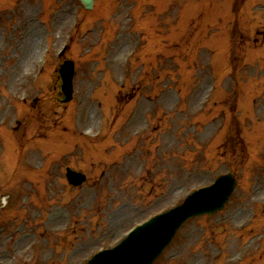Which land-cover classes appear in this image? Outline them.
<instances>
[{
  "label": "rangeland",
  "instance_id": "rangeland-1",
  "mask_svg": "<svg viewBox=\"0 0 264 264\" xmlns=\"http://www.w3.org/2000/svg\"><path fill=\"white\" fill-rule=\"evenodd\" d=\"M245 1L0 0V264L83 263L225 172L238 179L226 206L187 221L154 264H264V77L238 72L235 91L227 78L230 63H264V0ZM65 41L68 103L54 88Z\"/></svg>",
  "mask_w": 264,
  "mask_h": 264
},
{
  "label": "water",
  "instance_id": "water-1",
  "mask_svg": "<svg viewBox=\"0 0 264 264\" xmlns=\"http://www.w3.org/2000/svg\"><path fill=\"white\" fill-rule=\"evenodd\" d=\"M84 4L91 6L93 0H83ZM64 78L63 88L67 94V99L71 96L72 90V66L64 65L62 68ZM69 178L75 182H80L83 179L82 175H77L74 172L69 173ZM231 175L221 176L213 185L207 186L202 190L191 195L190 198L182 205L175 209L177 214L172 212L165 213L155 217L151 222L143 225L136 233L137 235H130L124 244L119 245L113 250H106L101 254L92 258L86 264H149L151 260L158 254V251L150 258V248L153 244L158 242L163 246L171 238L172 231L175 232L180 224L194 212H211L221 208L227 200L229 194L234 187V180ZM202 192V193H200ZM209 207V208H208ZM208 208V209H206ZM166 216V217H165ZM155 221V222H154ZM126 246L123 249V246ZM124 246V247H125ZM123 249V250H122Z\"/></svg>",
  "mask_w": 264,
  "mask_h": 264
},
{
  "label": "bare ground",
  "instance_id": "bare-ground-1",
  "mask_svg": "<svg viewBox=\"0 0 264 264\" xmlns=\"http://www.w3.org/2000/svg\"><path fill=\"white\" fill-rule=\"evenodd\" d=\"M230 180L232 181V179H231V178H230ZM200 193H202V192H200ZM154 222H155V221H154ZM124 246H125V245H124ZM124 246H123V249H125V248H126V246H125V247H124ZM123 249H122V250H123Z\"/></svg>",
  "mask_w": 264,
  "mask_h": 264
}]
</instances>
